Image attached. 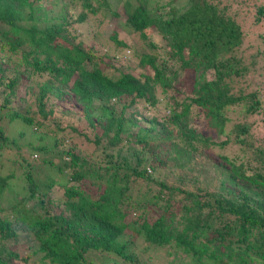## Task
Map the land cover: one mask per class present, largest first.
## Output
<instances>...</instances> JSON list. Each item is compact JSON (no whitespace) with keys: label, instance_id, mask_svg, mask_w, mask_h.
I'll use <instances>...</instances> for the list:
<instances>
[{"label":"trees","instance_id":"trees-1","mask_svg":"<svg viewBox=\"0 0 264 264\" xmlns=\"http://www.w3.org/2000/svg\"><path fill=\"white\" fill-rule=\"evenodd\" d=\"M149 1L122 3L136 48L110 38L117 52L145 42L138 71L77 41L89 15L121 17L109 0L55 12L50 0H0V264H155L152 247L176 248L183 264H264V137L248 122L264 125V36L246 43L240 22L245 10L263 23L264 3L157 0L152 12ZM63 103L85 129L57 116ZM231 145L232 157L211 153Z\"/></svg>","mask_w":264,"mask_h":264},{"label":"rangeland","instance_id":"rangeland-1","mask_svg":"<svg viewBox=\"0 0 264 264\" xmlns=\"http://www.w3.org/2000/svg\"><path fill=\"white\" fill-rule=\"evenodd\" d=\"M61 1L67 4L69 0H50L49 5L51 6L52 11L55 12L61 7V4H62ZM123 1L124 0H109L111 4V8L118 10V12L120 13L121 15L120 18L108 19V18L103 17V15H100V13H98L97 15H92V16L89 15L85 22H83L82 24H75L73 27L75 30V34L78 35L77 41H82L86 46H93L94 50L97 52L96 53L97 56L100 54H103L105 57V60L112 59L111 61H113V65L115 68H120L125 64L130 67H137L138 71H141L140 67L138 66L140 54L141 52L150 53L151 51L146 46L143 40H140L139 48L136 49V51L132 50L133 48H136V46L133 43H135L136 39H138L139 37L137 35L129 36L128 31H126L128 28L125 24V20L122 14ZM170 1L172 0H160L159 3L164 4V3H169ZM228 1L231 2L232 0H222L223 4L227 3ZM262 2L264 3V0H250L249 4L251 6L253 3L261 4ZM156 3H157V0H154V1L150 0L149 1L150 6L148 9L153 10L152 12H154L156 8L155 7ZM183 5L184 4L182 0H176L174 4L175 7H179V8H181ZM242 11L243 12H241L240 14V18H241L240 22L243 25L244 32L246 33L245 35V37L247 38L246 43H252V44L254 43L255 47H257L260 42V39L262 38L258 40H254V41H253V38L264 36V22L261 24H255L253 22L252 13L249 14L245 10H242ZM115 33L118 35V38L124 41L127 40V42L132 38L129 43L133 45L132 46L133 48L131 47L130 51H126V50L125 51L120 50L118 52L114 51L115 47H114L113 41L110 38ZM151 33L154 34L152 31ZM151 39L158 46L159 53L164 54L165 52H167V50L166 51L162 50L164 46L162 43H160V39L157 37L156 34L152 35ZM134 52L137 53L136 56H134ZM116 55H117L116 60H114L112 57ZM165 57L167 58V55ZM94 59L95 61L97 60V58H94ZM169 65H171V63H169ZM175 67L176 66H174V68ZM193 79H194V74L191 71V69H189L187 72L184 73L183 82H182L183 85L180 88V91L178 93H174L176 94L175 96H177L178 99L183 98L184 96L188 95L191 92ZM174 91L175 89L172 92ZM55 101L56 99L54 100V102ZM143 104L144 103L141 102L140 106H143ZM61 105L63 106L64 111L63 110L60 111L57 114V116L59 118L61 117L64 123H69V124L74 123V125L79 126V129H85V125L83 124V122L76 121V118H77V116L75 117L76 112L74 110H71L72 107H70L66 103H63ZM4 111L5 110L0 111L2 114V118H3V119L1 118L2 119L1 123L3 126H7L8 120H7L6 112ZM161 111L163 115L169 114L168 108L162 109ZM228 116L230 118L234 117V112L230 113ZM248 122L251 124V129L254 135L257 136L258 138H263L264 137V125H263V121L259 119L258 115L249 117ZM194 125L196 126V128L202 130L204 133H211L212 135L214 134L213 132H210L208 130L205 124V119L202 115H199V118L194 122ZM34 139H37V138L34 137ZM46 142L51 143V140L47 139ZM65 143L67 146H72V147H77V149H82L80 147L79 138L73 137L72 139H69ZM211 153L216 157V159H218L217 157L218 154H221V155L223 154L225 156L232 157L236 153V147L231 145L230 147H225L224 150H220L216 148L214 150H211ZM33 158H34V155L32 156V160H36ZM44 176H45V173L43 172L42 177ZM16 201H18V199L16 198V194L13 193L11 189L4 191V197H3V200H1V203H2L1 206L7 209L4 215L8 214L10 217L13 216L8 206L9 204L10 205L15 204ZM29 205H31V203H29ZM16 226L18 227L17 229H18L19 236L23 237L27 232L21 230L23 228L19 226L17 223H16ZM140 242L141 240L137 239V245L141 251V249H143L145 245L143 246V243H140ZM138 247H136V251L139 250ZM22 251L23 250H21V252ZM146 256L151 259L150 262H154L155 264H183L184 261L185 262L188 261L187 259H185V255L180 253L176 248H171V247H164V248H157V249L153 247L149 248L148 254H146ZM90 257H93V254H91ZM96 258H98L99 262L102 261V259L105 260L102 255L97 256ZM33 261L34 260L30 259L28 263H25V264H34Z\"/></svg>","mask_w":264,"mask_h":264}]
</instances>
